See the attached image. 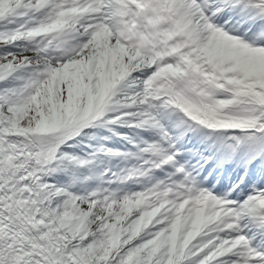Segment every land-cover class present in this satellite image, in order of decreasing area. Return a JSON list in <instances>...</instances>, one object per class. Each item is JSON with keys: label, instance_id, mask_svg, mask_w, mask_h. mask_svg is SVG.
I'll use <instances>...</instances> for the list:
<instances>
[{"label": "snow or ice", "instance_id": "obj_1", "mask_svg": "<svg viewBox=\"0 0 264 264\" xmlns=\"http://www.w3.org/2000/svg\"><path fill=\"white\" fill-rule=\"evenodd\" d=\"M0 264H264V0H0Z\"/></svg>", "mask_w": 264, "mask_h": 264}]
</instances>
